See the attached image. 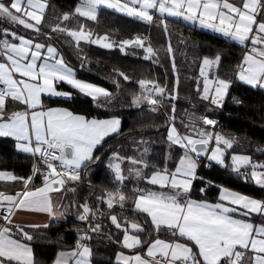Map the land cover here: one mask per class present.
<instances>
[{"label": "snow or ice", "instance_id": "1", "mask_svg": "<svg viewBox=\"0 0 264 264\" xmlns=\"http://www.w3.org/2000/svg\"><path fill=\"white\" fill-rule=\"evenodd\" d=\"M101 7L148 24L158 16L159 26L165 33L168 30L167 17L182 18L245 45V53L237 66L238 79L254 88L264 89V0H79L71 13L55 17L59 23L50 26V33L42 32L48 0H0V22L22 26L46 40L51 39V33L59 32L70 37L78 49L84 42L105 49L119 47L122 52L127 47L145 49L146 58L156 55L153 47L146 45V37L137 35L115 42L108 34H94L83 23L76 27L65 23L77 16L96 21ZM167 52L175 69L170 42ZM220 60L219 54L202 58L199 71L202 84L198 78L195 88L202 100L218 107H222L231 85L230 80L216 74ZM117 74L125 81L130 79L123 72ZM60 83L101 102V106L110 103L113 97L108 89L77 78L52 44L38 42L8 28L0 30V137L14 138L19 151L32 154L45 166L41 170L34 165L33 174L28 177L0 171V180L21 184V190L14 194L0 191L3 213L0 221L4 222L0 223V264H34L32 249L25 243L31 241L32 236L24 227L13 224L14 211H39L55 219L58 213L51 194L64 191L70 183L79 182L81 170L94 159H99L93 155L97 146L113 133L120 134L121 121L118 118L89 119L67 109H45L43 96H71V93L58 89ZM114 83L119 86L118 81ZM178 84L177 76L173 91L168 92L166 86L156 80L141 79L138 85L142 92L133 97L132 103H146L152 106V111H158L163 99H176ZM10 101L25 107L10 111ZM170 112L166 125L167 140L183 150L174 170L166 167L154 169L150 176H144L143 168L148 164L143 159L113 153L108 167L113 174L115 190L106 191L97 200L106 204L108 209L117 205L124 207L129 196L124 190L127 176L122 164L127 161L133 166L127 169L129 175L134 174L148 184L170 190L132 189L134 212L146 214L155 232L165 229L176 239L166 241L158 236L149 239L141 223L110 214L107 218L111 224L123 233L120 243L124 248L137 249L147 245L143 254L119 253L118 264H264V223L255 224L250 219L253 214L264 216V199L227 188L221 190L216 203L197 201L188 195L201 156H206L210 163L231 167L262 188L264 163L253 162L246 154L230 153L238 142L237 138L210 130L215 129V119L207 115L189 116L187 123L182 122L186 131L181 132L175 122L174 103ZM36 176L42 178L40 187L34 186ZM67 190L75 192L74 187ZM78 207L81 209L78 219L83 222H87L90 216L95 218L99 212L86 201ZM88 230L97 233L101 225L88 224ZM90 239L88 232L80 234L74 248L60 252L55 264H91L92 250L86 243Z\"/></svg>", "mask_w": 264, "mask_h": 264}, {"label": "trees", "instance_id": "2", "mask_svg": "<svg viewBox=\"0 0 264 264\" xmlns=\"http://www.w3.org/2000/svg\"><path fill=\"white\" fill-rule=\"evenodd\" d=\"M48 3L49 8L46 11L44 23L51 30L50 26L59 22L55 17L62 13H71L78 5L79 0H48ZM155 21L150 25L115 10L101 7L96 21L77 16L65 23L69 27H76L78 23H83L94 34H108L110 39L115 42L132 38L136 34L150 32L153 42ZM166 22L171 30L188 38L189 42L196 47L200 59L203 57L213 58L217 54L221 56L216 74L220 78L231 81L222 107L219 108L202 100L198 92L188 99L190 93L187 92L188 94L184 96L182 90L177 93L174 101L167 99L165 107L158 106V111H152V106L146 103L133 104V97L142 92L138 85V81L141 79L156 80L161 85H165V82L168 81V92L173 91L176 78L168 70L165 61L163 67L156 65L155 61L160 57L143 58L139 52L140 48L136 47H127L122 52L119 47L105 49L96 44L81 42L78 49L74 43L72 46L69 42L57 41L53 36L51 37V40L61 48L66 62L76 69L78 77L103 84L112 94L119 88V93L112 97L110 103H103L101 106V102H97L99 106H95V101L91 98L77 90L69 89L73 93L72 98L46 97V106L66 107L87 118L118 115L121 118V128L120 134L106 138L101 145L97 146L93 155L99 159H94L86 168H83L81 180L72 184L75 192H70L68 195L65 222L51 221L47 227L25 228V231L32 236L34 264H52L58 251L64 248H74L79 235L84 232H88L91 236V239L86 243L92 250V264H117L115 263V254L119 247L118 232H115L112 226H110V230L102 228L97 233L89 232L86 222L78 219L81 211L78 206L86 201L90 207L99 210L98 214L102 215L100 218L107 223L109 222L107 217L110 214H116L118 218L127 217L130 220L138 217L132 213L134 197H131L130 192L132 189L148 186L143 178L136 179L130 176L124 181V190L129 196L125 207L115 206L112 209L107 208L105 211L103 209L105 204L98 202L97 197L103 196L106 191L115 190L113 174L104 164V160L113 150L123 153L121 147L127 137L145 135L151 141V150L144 176H150L154 169L159 170L166 167L170 171L174 170L183 150L167 140L166 125L173 103L176 108L175 122L181 132L186 131L182 122L187 123L189 116L198 118L207 115L217 121L215 129L210 130L222 133L227 137L237 138L238 142L233 149L229 150L230 153H247L251 155L253 161L264 163V89L251 87L238 79L237 66L240 64L245 50L236 43L199 30L180 20L168 19ZM8 25L6 21L0 22L1 30ZM117 72L125 73L130 78L129 81L118 76ZM114 81H118L119 86ZM62 86L67 88L68 85L62 84ZM18 107L17 104L10 102L9 110H15ZM101 107L114 111L108 112ZM33 163V155L19 152L13 139L0 137V171L12 172L19 177H28L33 174ZM41 166L43 164L38 165L41 170H44L45 166L44 168ZM41 181L42 178L36 176L34 186ZM207 185L209 190L202 193L201 189ZM221 186L251 197L264 199V188L257 186L250 178L238 177L216 163H213L210 169L197 170V178L194 181L191 195H200L211 200L216 199ZM73 204L76 206H70ZM250 219L257 223H264V216L253 214ZM104 233H109L113 240Z\"/></svg>", "mask_w": 264, "mask_h": 264}, {"label": "rangeland", "instance_id": "3", "mask_svg": "<svg viewBox=\"0 0 264 264\" xmlns=\"http://www.w3.org/2000/svg\"><path fill=\"white\" fill-rule=\"evenodd\" d=\"M168 18L173 19V17H168ZM174 20H181L182 22L187 23V24L190 23L189 25L194 26V27L197 26L196 28H198L199 30L211 31L214 33L216 32L212 29L201 27V26H199L198 23L193 24L191 22L185 21L182 18H176ZM150 30H151V28H150ZM52 36L57 41L69 42L73 46L74 42L71 40L70 37H67L64 34H61L59 32H53ZM152 37H153L152 43L150 41H146L145 43H146V45L150 44L153 47V49L156 51V55L152 56L151 58H146L147 53H146L145 49H141V48L139 51L140 55L146 59H155V58L160 57L157 60L160 61V65L162 64L161 65L162 67L165 65V63H164V61H165L166 64L168 65V70L175 76V78H177V76L179 77V84H178V88L176 91V95L178 92H180V90H182V91H184V92H182V94L184 96L188 94L187 92H189L190 95H189L188 99H191L193 94L197 92L195 90V88H196V83H197L198 78L201 80V84H202V78L199 77V71H200V65H201L202 59H200L198 57L196 47L189 42L188 38H186L183 35L171 30L169 28V26H168L167 33H165L164 29L159 26V18H157V20L154 23ZM169 42L171 43V46L173 48L172 56H174V60H175V69H173L172 59H171L169 53L167 52V47H168ZM52 45L57 47L53 43H52ZM57 49H58V47H57ZM58 51H59V49H58ZM59 53L63 56V54L60 51H59ZM158 53L160 54V56ZM67 64L76 73V69L71 64H69V63H67ZM77 78L108 89L103 84H99V83L91 81L89 79L81 78L78 76H77ZM62 84H64V83H60L57 85L58 89L61 91H64V92L71 93V96L70 97H56V96L45 95L42 97V101H43V105H44L45 109L51 107V108H62V109H67V110L71 111L70 109H68L66 107H62V106H46V100H45L46 97L62 98V99H70L73 97L72 91L69 90L72 88L69 85L67 86V88L63 87ZM226 96H227V94H226ZM226 96L224 97V99L226 98ZM224 99L222 101V105L224 103ZM19 106L20 107H18L17 110H21L25 107L24 105H21V104H19ZM73 113L77 114V115H82V114L75 113V112H73ZM111 118H118L121 121V118L118 115H111V116L103 118V119H111ZM89 119H92V118H89ZM96 119H98V118H96ZM120 128H121V124H120ZM177 128H178V126H177ZM113 134H115V133H113ZM167 135H168V128H167ZM16 143H18V142L16 141ZM121 148L123 150V153H120L119 150H113L112 152H110L106 156V158L104 160V164L106 166H108L112 162L111 157H112L113 153H119L120 156H122V157H135L137 159H143V161L147 163V159H148V156H149L150 150H151V141L145 135H132V136L127 137L124 145ZM124 152H125V154H124ZM202 157L207 159L206 156H202ZM41 167L44 168L43 166H41ZM122 167L125 169V175L127 176V178H129L131 176L133 178L140 179V178L135 177L134 174H132V175L128 174L127 169L133 167L130 163L125 161L124 164H122ZM137 167H141V166L138 165ZM222 167L227 168L232 173H235V171H233L231 167H224V166H222ZM144 172H145V168H143V174H144ZM196 174H197V170H196ZM96 217H99V216H96Z\"/></svg>", "mask_w": 264, "mask_h": 264}, {"label": "crops", "instance_id": "4", "mask_svg": "<svg viewBox=\"0 0 264 264\" xmlns=\"http://www.w3.org/2000/svg\"><path fill=\"white\" fill-rule=\"evenodd\" d=\"M157 18H158V16H156V20H157ZM168 19H171V18H168L167 17L166 20H168ZM173 19H176V18H173ZM5 28H8L10 31H16L18 34L24 35L26 37L33 38V39L37 40L38 42L48 43V44H50V43L52 44L53 43V44H55L58 47L59 51L62 53L61 48L55 42H53L51 39L46 40L44 36H39L38 37L31 30H26L22 26L8 25ZM42 32H44V33H50L51 32V30H49L47 28V26L45 25V23H43V25H42ZM206 32H209V33H212L214 35L220 36V37H222L224 39H227V40H229V41H231L233 43H236V44H238L240 46H245V45H241L237 41L231 40L229 37L223 36V34H221V33H217V32L214 33V32H211V31H206ZM51 37H52V33H51ZM246 44H247V42H246ZM63 58H64V56H63ZM64 60H65V58H64ZM224 101H225V99H224ZM10 102L15 103V104H17L19 106V103L18 102H14V101H10ZM104 118H106V117H104ZM98 119H103V118H98ZM115 134H113V135H115ZM113 135H110V136H113ZM110 136H108V137H110ZM108 137H106V138H108ZM7 138H11V139L14 140V138H12V137H7ZM16 144L17 143L15 141V145ZM16 149H17V147H16ZM19 152H21V151H19ZM231 153H239V152H231ZM26 154H29V153H26ZM239 154H246V155H248V156L251 157V155L250 154H247V153H239ZM30 155H32V154H30ZM253 162H257V161H253ZM259 163H262V162H259ZM43 167H44V165H43ZM196 178H197V174H196ZM194 181H195V179H194ZM252 182L254 183V181H252ZM42 183H43V181L37 183V185H35V187L42 186ZM193 184H194V182H193ZM193 184H192V187H193ZM69 188H72V184L71 183L68 184V185H66L64 191L59 192V193H52L51 194L52 195V199H53V203H54V205L56 207V211L58 213V215H57V217L55 219H53L47 213H44V212L33 211V210H26V209H19V210H15L14 211V215L12 216L13 224L22 226V227H24V230H25V228H38V227H43L44 225H48L51 221H56V222H60V223L65 222V220L67 218V210H66V207H65L66 206V201H67V198H68L69 193L72 192V191H68L67 190ZM140 188H142V189H148V190H152V191H170L169 189H161L158 186H154V185H151V184H148V186H143V187H140ZM223 188H227V189H229L231 191L238 192V191L233 190V189H230L228 187L221 186L220 189H219L218 197L216 199H212L211 200L209 198H206V197L200 196V195L193 196V195H191V191H190V193L188 195L190 196L191 199H194V200H197V201H207L209 203H216V202H219V196H220L221 190ZM19 190H21V184L19 182H11V181H3V180H0V191L5 192L6 194H14L15 192H17ZM191 190H192V188H191ZM239 193H241V192H239ZM253 198H255V197H253ZM257 199H260V198H257ZM125 205H126V202L124 204V207H125ZM99 207H100V203H99ZM103 209L105 211H107L106 204H105V207ZM132 213L135 214V215H138V217L136 219H132V220H134L135 222H138V223H141L142 224V226L146 230V233L148 234L149 239L155 238L157 236L160 239H163V240H166V241H170V240H175L176 239V237H173L170 234V232L167 231V230H165V229H161L158 233L155 232L153 230V228H152V225H151V222H150V218L147 217L146 214H143V213H135L134 210H132ZM0 214H3L2 213V210H0ZM98 216L99 217H96V218H98L99 220H103L102 218H100V216H102V215H99L98 214ZM238 218L248 219V218H245V217H238ZM108 221H109L108 223L111 224V222H110L109 219H108ZM251 222H253L255 224H261V223L254 222L253 220H251ZM0 223H4V222L3 221H0ZM31 226H37V227H31ZM110 226H112L114 228L115 232H118V238H119V241H118L119 242V247H118V250H117V252L115 254V263L118 264L117 255L119 253H121V252H123L125 255H132L135 252H140L141 254H143L144 249L147 247V245H144L143 248H137V249H126V248H124L123 245L120 243V240L122 238L123 233L120 230L116 229L112 224ZM14 232H15V230H14ZM141 238L144 239V234H141ZM25 243H27L31 247L32 254H33V258H34V250H33V246L31 244V241H25ZM71 249L72 248H70V249H66V248L60 249L58 251V253H57L54 261L52 262V264H55V260H56L58 254L60 252H62V251L67 252V251H70ZM34 260H35V258H34ZM91 264H92V262H91Z\"/></svg>", "mask_w": 264, "mask_h": 264}, {"label": "built area", "instance_id": "5", "mask_svg": "<svg viewBox=\"0 0 264 264\" xmlns=\"http://www.w3.org/2000/svg\"><path fill=\"white\" fill-rule=\"evenodd\" d=\"M155 18H156V16H154V20H153V22L155 21ZM151 24H153V23H151ZM150 24V25H151ZM0 30H1V27H0ZM137 35H139V36H141V37H146V41H150L151 43H152V39H151V34H150V32L148 33V34H136L135 36H137ZM134 36V37H135ZM134 37H132V38H134ZM132 38H127V39H132ZM145 41V42H146ZM244 50H246V47L245 46H241ZM155 64L156 65H160V61L159 60H156L155 61ZM162 65V64H161ZM164 86H166V88H167V91H168V89H169V84H168V81H166L165 82V85ZM166 101H167V99H163L162 100V102H161V104L159 105V106H162V107H165V105H166ZM211 147V146H210ZM33 159H34V163H33V167H34V165L35 166H37L38 167V165L39 164H42V163H40L39 162V160H38V158L37 157H35V156H33ZM198 168H197V170H199V169H202V168H205V169H210L212 166H213V162H209L206 158H204V157H199L198 158ZM234 175H236V176H238V177H241V176H243L244 177V175H242V174H240V173H237V172H235V173H233ZM203 189H204V191L202 192V193H205V192H207L208 190H209V186L207 185V186H205V187H203ZM100 224L101 225V229L102 228H107L108 230H110L111 228H110V225L106 222V221H104V220H99L98 218H92L91 216L89 217V220L86 222V224H87V226H88V224Z\"/></svg>", "mask_w": 264, "mask_h": 264}, {"label": "water", "instance_id": "6", "mask_svg": "<svg viewBox=\"0 0 264 264\" xmlns=\"http://www.w3.org/2000/svg\"><path fill=\"white\" fill-rule=\"evenodd\" d=\"M119 93V88L117 89V91L113 94V97L116 96L117 94ZM94 105L95 106H99L97 101L94 102ZM102 109H104L103 107H101ZM105 111H108V112H113L114 110H110V109H104ZM117 111V110H115ZM105 235H107L111 240H113V238L111 237V235L109 233H104Z\"/></svg>", "mask_w": 264, "mask_h": 264}]
</instances>
